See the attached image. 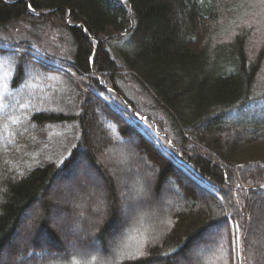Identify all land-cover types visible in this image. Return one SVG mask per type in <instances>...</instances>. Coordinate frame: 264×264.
<instances>
[{"label":"trees","instance_id":"obj_1","mask_svg":"<svg viewBox=\"0 0 264 264\" xmlns=\"http://www.w3.org/2000/svg\"><path fill=\"white\" fill-rule=\"evenodd\" d=\"M0 55V264H264V0H0Z\"/></svg>","mask_w":264,"mask_h":264},{"label":"rangeland","instance_id":"obj_2","mask_svg":"<svg viewBox=\"0 0 264 264\" xmlns=\"http://www.w3.org/2000/svg\"><path fill=\"white\" fill-rule=\"evenodd\" d=\"M45 32H47V33H45V35H46V38H49V39H51V40H53L54 39V37L56 36V33H57V30H53L52 32H49L48 30L47 31H45ZM12 75H13V72H12V70H11V68L9 67V65H8V63L3 59V57L0 55V107H2L3 106V104H4V101H3V99H4V96L6 95V94H8L9 92H10V79H11V77H12ZM129 85H130V87H131V89H132V94L136 97V98H138L139 99V103L140 104H144V102L145 101H151V99L149 98V97H147L146 96V94H144V92L140 89V87L137 85V83L135 82V81H130L129 82ZM146 103V102H145ZM130 108L131 109H133L132 108V106H130ZM137 115V114H136ZM138 119V120H137ZM137 121L140 123V126H141V129L146 133V134H148V136H153V138L154 139H156L157 141H159V139H160V137H159V132H158V129H157V126H154V127H150L147 123H146V116H138L137 115ZM135 120V121H136ZM112 159H113V157H112ZM86 172V171H85ZM88 172V171H87ZM86 172V173H87ZM86 175V174H85ZM95 179H94V175L92 174L91 176H90V174H88V176H83V177H81L80 178V182H85V183H87L86 185H92V183L93 182H95L94 181ZM97 186L99 187V189H100V187H101V185H99V184H97ZM140 187H141V185H140ZM140 187H139V190H140ZM102 188V187H101ZM137 189H138V187H137ZM65 190V189H64ZM138 191V190H137ZM123 204V203H122ZM123 208H124V205H123ZM130 211V210H129ZM122 215H123V217H124V215L125 214H123L122 213ZM127 217V215H125V217L124 218H126ZM131 217V216H130ZM127 219H128V217H127ZM132 219V217L130 218V220ZM129 220V221H130ZM132 222H128L127 223V225L126 226H129L130 224H131ZM123 233H124V235H123V240L125 239L126 241H127V239H128V237H129V232L127 233H125L124 231H123ZM234 233H235V236H238L239 238H240V233H239V231L237 232L236 231V228H235V230L233 231V239H235V237H234ZM261 239V237H259L258 238V240H260ZM122 240V241H123ZM124 243V242H123ZM125 244V243H124ZM121 243L119 242V244L117 245L118 246V248L120 249L121 248ZM234 247H235V258H234V260H235V264H243V262L241 261V259H240V252H239V247H240V239L238 240V243H234ZM119 249L117 250V252H119ZM113 256H115L116 258L118 257V254L116 255V253H113L112 254ZM113 264V263H112Z\"/></svg>","mask_w":264,"mask_h":264},{"label":"snow or ice","instance_id":"obj_3","mask_svg":"<svg viewBox=\"0 0 264 264\" xmlns=\"http://www.w3.org/2000/svg\"><path fill=\"white\" fill-rule=\"evenodd\" d=\"M29 8H31V5H29ZM239 227H240L239 224H237V225L235 226L237 232L239 231ZM234 237H235V239H234V243H238L239 237H238V236H235V233H234ZM139 255L142 256V255H144V253L141 251V252L139 253ZM129 258H130V259H136L137 256H133V255L130 254V255H129Z\"/></svg>","mask_w":264,"mask_h":264}]
</instances>
